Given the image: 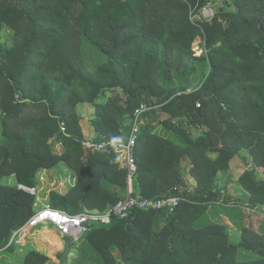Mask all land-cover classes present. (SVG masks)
<instances>
[{"label":"trees","instance_id":"1","mask_svg":"<svg viewBox=\"0 0 264 264\" xmlns=\"http://www.w3.org/2000/svg\"><path fill=\"white\" fill-rule=\"evenodd\" d=\"M221 1L208 23L194 19L206 0H0L8 139L0 143V252L13 251V235L37 203L2 177L13 172L17 183L37 187L41 171L65 163L77 183L65 194L52 191L49 205L71 215L105 212L127 195L126 158L113 147L83 148L76 107L93 104L98 140L117 142L148 103L133 185L146 199L177 198L180 206L94 225L72 243L73 264H264V178L256 177L264 174V0ZM5 25L16 34L12 48L2 43ZM198 37L200 56L192 47ZM84 43L107 65L86 70ZM110 90L116 94L100 103ZM159 127L175 139L155 134ZM238 157L253 169L239 179L245 198L235 203L220 175ZM227 207L244 212L221 220ZM49 261L30 251L24 264Z\"/></svg>","mask_w":264,"mask_h":264},{"label":"rangeland","instance_id":"2","mask_svg":"<svg viewBox=\"0 0 264 264\" xmlns=\"http://www.w3.org/2000/svg\"><path fill=\"white\" fill-rule=\"evenodd\" d=\"M223 4H224L223 1L219 0L218 2H215L213 4L212 8H206V10L202 9L201 13L198 15V17L194 18L195 21L199 20L201 22H208V23L212 22L214 16L218 13L219 9L223 6ZM15 42H16V34H15L14 29L9 27L8 25H5L3 27V31H2V43H5L12 48V46H14ZM204 42L205 41L202 39V37H198L195 40V42L193 43L192 47H193V51L196 53V55L200 56L203 53ZM81 57H82V59H81L82 63L86 67V70H88L92 73L95 72L96 70H98L99 68L107 65V63H108V59L105 55L100 53L98 50L92 48V46L90 44H87V43H84L82 45ZM0 86H2V84H0ZM1 90H2V87H0V101H2V97H3V95L1 94ZM108 93L110 95L109 97H112V96H114V94H116V92L110 90L107 92L106 97L108 96ZM100 101H101V99H100ZM93 110H94V108H93L92 104L80 103L76 107L75 115H76V117L80 118V120L85 121L86 118L94 115ZM3 118H6V117L2 114V110L0 108V143H2V144L6 143L7 144L8 139L5 137V134H4V131L6 128L3 124ZM81 123H82V121H80V124ZM83 128H85V125L83 126ZM10 130L16 131V127L10 128ZM164 130L165 129L163 127H159L158 133L163 137L165 136ZM197 135H199V133H197ZM64 150L65 149L61 144H57L55 146L54 151L57 152L58 154H63ZM233 162H235V164L233 166V169L230 171V174H228V173L227 174L226 173L221 174L222 175L221 184H222L223 188L226 187L228 195H233V197H235V200H236L235 203H237V201H241V200L243 201V199L245 198V193H244L245 191H244L243 187L241 186V184L239 183V179L248 170H252L253 168H250V166H247L245 164V162L243 161V159H241L239 157L237 159H235ZM11 165H9L8 169H6V171H4V172L10 173V169L13 168V165L12 166ZM44 175H45V179L44 180L39 179L38 185L44 184V186L42 185L43 193L46 194L45 198H48V201H50L49 195L52 191H58L60 193L65 194L73 188V171L71 169V166L66 165L65 163L58 164L53 169L49 170V172L45 171ZM228 175H231V178L228 177ZM256 177L258 178L259 181L263 180V178H264L263 172L261 170L256 171ZM229 181H230V184H229ZM2 182L5 184L13 185L16 182V175L13 172L10 174H5L2 177ZM41 199H42V197L39 196V191H38V196H37L38 201L36 203V208H37V206H38V208L42 207V204L44 201H41ZM232 203H233V201H232ZM241 208H243V207H241ZM241 208L237 207L235 209V208H228L227 207L226 209H223V215L219 211V213L222 217L221 220H223L225 217H227V215L231 216L232 218H235L236 214H239L240 212L241 213L244 212ZM42 227H45L43 229V233L45 236L48 235V236H51V238L53 236L58 237L57 231L49 225L39 226L37 230L40 231ZM38 231L31 233L28 237V239L33 244L37 240V237L33 238L32 236L33 235L37 236ZM240 233L241 232H237L235 229H232V237H233L234 241H238L240 239V237H241ZM15 244L16 245H15L13 251L9 250V251L1 252L0 258L8 259V261L12 262L13 264H17L16 263L17 261L24 259V257L26 256L24 254H27L28 250H24L21 253L19 246L17 245V243H15ZM35 245H36V243H35ZM53 248L52 249L51 248H49V249L45 248V253L49 252V255L52 256V258H50V259H52V262H54L56 264H72L71 261L69 260V257L67 258V260H65L63 257L64 253L66 252L65 251L66 246H64V244H61L60 248H58L54 245ZM55 252L57 254H55ZM7 264H8V262H7Z\"/></svg>","mask_w":264,"mask_h":264},{"label":"built area","instance_id":"3","mask_svg":"<svg viewBox=\"0 0 264 264\" xmlns=\"http://www.w3.org/2000/svg\"><path fill=\"white\" fill-rule=\"evenodd\" d=\"M206 1L207 5L204 10H206V8H212L213 4L219 0ZM200 106V103L197 104V107ZM150 110L151 105L148 103H142L136 109L130 122V133L124 140L117 142H98L95 139L88 138L83 141L84 148L92 153L102 151L109 147H113L116 151L124 153L127 162L128 178V194L124 200H121L117 205L109 208L105 212H88L78 215L68 214L47 204L36 212L25 226L14 233L11 243L15 242L17 238L25 236L29 230L42 225H50L62 238L71 240V242H77L84 234L88 233L94 225H109L115 217L128 219L135 211L154 210L167 211L170 214L175 213L176 209L180 206V199H146L141 194H136L131 190L137 174L136 147L145 122L143 116ZM61 132L63 134L67 133V126L65 123L61 124ZM40 180H44L43 176L40 177ZM16 186L19 190L27 194L38 196V189L36 187H30L21 183Z\"/></svg>","mask_w":264,"mask_h":264},{"label":"crops","instance_id":"4","mask_svg":"<svg viewBox=\"0 0 264 264\" xmlns=\"http://www.w3.org/2000/svg\"><path fill=\"white\" fill-rule=\"evenodd\" d=\"M109 93H108V96L106 97V96H104V97H102L101 98V101H100V103H104L106 100H107V98H109ZM92 106H93V108H94V110H93V114L94 115H92V116H90V117H88V118H86V120L85 121H83V120H80V121H82V123L80 124V127H81V129H82V131H83V134H84V137H85V139H88V138H92V139H95L96 141H98V142H104V141H99L98 139H99V135H98V133H97V131L95 130V127H94V124H93V121H94V118H95V106L92 104ZM85 125V128H83V126ZM144 125H145V122H144ZM143 125V126H144ZM165 131V136H164V138L166 139H175V135H174V133H171V132H168V131H166V130H164ZM163 131V132H164ZM159 128H157L156 130H155V134H158V135H160L159 133ZM129 135V134H128ZM127 135V136H128ZM126 136V137H127ZM141 136V135H140ZM161 136V135H160ZM125 137V138H126ZM161 137H163V136H161ZM124 138V139H125ZM124 139H122V140H124ZM82 146H83V142H82ZM83 148H84V146H83ZM85 149V148H84ZM87 152H90V151H88L87 149H85ZM115 150V149H114ZM116 151V150H115ZM99 152V151H98ZM92 153V152H91ZM123 156V158H125V155H124V153H121ZM234 164H235V162H233L232 163V167H231V170L233 169V166H234ZM250 168H253V166H250ZM45 171H48L49 172V170H43V171H41L40 172V174H39V179H40V177H42L43 176V178L45 179V175H44V172ZM228 174H230V173H228ZM228 177H231V175H228ZM220 178H222V175H220ZM77 180H78V177H77V175H76V173L73 171V188L75 187V185H76V183H77ZM127 182H128V178H127ZM43 183V182H42ZM17 184H19V183H17V180H16V182L13 184V185H11V184H7V185H10V186H16ZM42 185L44 186V184H41V185H38L36 188L38 189V191H39V196H41L42 197V199H41V201H44L43 202V204H42V207L41 208H38V206H37V208L35 207V210H36V212H38L40 209H42L43 207H45L47 204H49L48 203V198H45V196H46V194L45 193H43V187H42ZM132 192H138V191H136V189L134 188V185L132 186ZM127 194H128V191H127ZM127 196V195H126ZM231 196H233V195H231ZM126 198V197H125ZM38 201V200H37ZM109 209V208H108ZM107 209V210H108ZM106 210V211H107ZM88 213V212H87ZM50 226V225H49ZM52 227V226H51ZM45 227H42L41 228V230L40 231H38L37 229H38V227L37 228H34V229H31V230H29L27 233H26V235L25 236H23V237H19V238H17V240L15 241V243H17V245L19 246V249L21 250V253L24 251V250H28V252H30V251H38V252H42V253H44L45 255H47L48 257H49V259L50 258H52V256L51 255H49V252H46L45 253V248L46 249H49V248H53V246L55 245L56 247H58V248H60V245L61 244H64V246H66V241L68 240V239H65V238H62L60 235H59V233L57 232V234H58V237H56V236H53L52 238H51V236H45L44 235V233H43V229H44ZM38 231V234H37V236H32L33 238L34 237H37V240L35 241V243H36V245H35V243L33 244L29 239H28V237H29V235L31 234V233H34V232H37ZM27 236V237H26ZM33 240V239H32ZM71 243H73V242H71ZM71 246H72V244H71ZM54 249V248H53ZM60 250V249H59ZM58 250V251H59ZM15 251V250H14ZM57 251V252H58ZM65 251H66V249H65ZM1 252H4V251H1ZM0 252V253H1ZM71 253L69 254V260L71 261V263L73 264V262H74V259H75V257H76V254H77V251H75V250H71L70 251ZM55 254H57L56 252H55ZM54 254V255H55ZM24 255H26V254H24ZM24 259H25V257H24ZM24 259H21L20 261H17L16 263L17 264H23L24 263ZM8 262V264H13L12 262H10V261H8V259H5V258H0V264H7V262ZM50 264H56V263H54V262H52V259H50Z\"/></svg>","mask_w":264,"mask_h":264},{"label":"water","instance_id":"5","mask_svg":"<svg viewBox=\"0 0 264 264\" xmlns=\"http://www.w3.org/2000/svg\"><path fill=\"white\" fill-rule=\"evenodd\" d=\"M71 244H72L71 243V240H67L66 241V252L63 255V257H64L65 260H67V257H68V255H69V253L71 251Z\"/></svg>","mask_w":264,"mask_h":264}]
</instances>
